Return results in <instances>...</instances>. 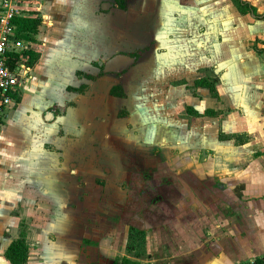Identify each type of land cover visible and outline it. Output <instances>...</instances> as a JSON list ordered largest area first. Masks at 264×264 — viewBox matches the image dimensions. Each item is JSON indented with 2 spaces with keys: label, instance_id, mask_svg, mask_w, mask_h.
Returning a JSON list of instances; mask_svg holds the SVG:
<instances>
[{
  "label": "crops",
  "instance_id": "obj_1",
  "mask_svg": "<svg viewBox=\"0 0 264 264\" xmlns=\"http://www.w3.org/2000/svg\"><path fill=\"white\" fill-rule=\"evenodd\" d=\"M245 1L257 16L239 11L232 0H125L123 7L115 0H33L40 22L32 39L39 51L0 124V214L12 202L21 203L23 213L40 216L43 223L36 231L40 243H28L24 234V264H81L71 249L97 238L90 262L138 264L140 255L144 264L157 263L168 232L175 234L176 252L159 264H244L264 257V57L253 48H264V0ZM142 46L134 62L117 73L111 57ZM199 64L218 74L210 97L238 104L244 112L239 117L252 114L239 133H231L245 137L236 141L233 135L231 144L217 137L200 145L184 138L182 124L175 123L174 130L165 121L158 128L126 127L134 120L127 106L134 88L174 81L187 66ZM81 83V91L67 88ZM112 85H119L123 96L110 93ZM187 105L196 115L219 114L212 105L201 112ZM229 112L222 116V129L230 126L224 121ZM120 135L130 142L119 141ZM153 146L178 153L212 148L220 158L205 167L209 188L195 175L197 161L184 175L193 186L151 187L150 179L135 176L151 175ZM159 156L157 165H169L168 156ZM165 171L164 166L154 175ZM249 172L256 178L248 179ZM151 191L159 197L154 204ZM152 230L159 231L157 256L151 254ZM4 248L0 262L10 264ZM37 248L46 254L33 255Z\"/></svg>",
  "mask_w": 264,
  "mask_h": 264
},
{
  "label": "rangeland",
  "instance_id": "obj_2",
  "mask_svg": "<svg viewBox=\"0 0 264 264\" xmlns=\"http://www.w3.org/2000/svg\"><path fill=\"white\" fill-rule=\"evenodd\" d=\"M251 41L254 42L255 40L252 39ZM216 75L218 74L212 71L211 68L199 64L194 67L187 66V70H185L184 73H181L179 75L180 77L179 79H175L174 81H167V83H165L164 82L165 79L163 78L162 80L163 83L155 81L154 83H152L151 87H147L145 89L134 88L133 95L128 97L129 105H127L129 106L128 109L133 114L134 120L132 122L130 121L129 123H127L126 127L133 128L135 131L137 128H143V127L158 128L159 124H161L162 121H165L167 123L166 126L170 127V129L172 130L175 129V123L182 124V134H184V138L186 140H192L194 142H198L200 145L208 144V143L211 144V141H215L217 137L222 138L221 142H224V144H231L232 139L235 140V138H231L235 134H231V133H239V132H235L236 129L242 126V124L246 122L245 119H247L248 121V119L251 118L252 114L247 112L246 116L239 117V114L243 112V109H241V107L238 106V104L225 103L223 102V100H219L218 102L219 98H216L214 100L213 97L209 96L208 93H211V91L208 90L207 87L205 86L198 87L199 85L197 86L192 83L193 79L195 78H199V77L208 78ZM236 78H238V74L236 75ZM218 82L222 86V82H220L219 80ZM171 83L178 84V86L177 87L169 86L171 85ZM57 96L58 99L59 98L61 99L63 95L61 92H58ZM187 104H190L192 107H196V109H198L197 111L199 112H201V110L204 107L212 105L216 108V110L219 111V114L216 116V118L206 117L203 115H196L197 113L192 109H189L188 108L189 106ZM229 110L231 112H229V116H227V118L224 121H229L230 126L228 128H225L228 130H225L222 129L223 126L221 127L220 122L222 121V116L224 117L225 113H228ZM206 111L207 110L205 109L204 113H207ZM253 112L254 111H252V113ZM239 119H242L243 122L241 123ZM235 136H237V139L241 137L242 138L245 137L238 135ZM207 140L208 142H206ZM119 141L130 142V139L127 140V137L121 136L119 138ZM156 142H158V140H156ZM149 155L152 157L151 161L152 162L154 161V164H152L151 167V175L150 173H143L142 175L141 173H136L135 176L145 177L147 180L150 179V183H152L151 187H153V183L155 184L157 182L161 184L162 183L166 184L167 186H169L168 188H170V186L175 187L177 185L179 187V185L181 184H187L189 181L185 179L184 175H188L189 173H191L189 167H191L190 165L192 161H197L198 163H200V167L196 168V170L198 169V171L197 173H195V175L199 177L200 181L206 180L204 184V188H206V190L209 188V185L207 184L208 180L206 179V176L210 173V171L208 170L207 172L205 170V167L207 165L211 166L212 162L214 161L216 162V160H219L220 158V157L218 158L216 153L210 147L202 148V149L192 148L183 151L182 153H178L176 152V150H173L172 148H168L166 150L160 148V146H153L151 148V152L149 153ZM158 155H161L159 157L162 158L168 156L169 165L166 164L157 165L155 163L154 157H158ZM180 156L184 157L182 159L184 160L187 159L190 160L191 162L190 161L186 163L181 162L183 160L179 159ZM143 157L144 156L142 155L140 156V158ZM144 158H147V156L145 155ZM164 166L166 168V171L163 172L164 174L155 173L154 175L155 170L164 168ZM253 172L247 173L248 179L249 177L256 178V174ZM188 186H193V185L189 182ZM157 192L151 191L150 202L152 204H154L155 200H158L159 198L158 194H155ZM161 197H164V195H161ZM179 199L181 202V200H183V197L180 196ZM11 205L13 206L12 208ZM11 205L7 206V208L4 210V214H0V251L4 248V246L9 241V239L16 236V234H18L19 231H23L24 234L27 235L26 239L28 240V243H30L31 241L35 245L37 243H40L41 237L36 234V231L40 230L43 224L40 222L41 220L40 216L32 215L30 214V212L23 213L22 210L23 205L21 203H18L17 206H14V203L12 202ZM45 218L48 219V217ZM88 218L89 217L85 216L84 222ZM42 220L44 219L42 218ZM90 220H88V222H91ZM154 230H152L151 232L152 240L150 241V244L152 245V249H151L152 255L153 254L156 255V249H157L155 248L157 246L156 237L158 236L159 233V231L155 232ZM84 233H86V231ZM42 236L45 237L44 235ZM167 236H168V238L166 237L167 238L166 241H168L167 244H163L164 246H162V249H160L161 250L160 256H162L163 258L156 259L157 263L148 262L147 264H159V262L166 261L170 257L174 259L176 249H174V247L173 249H171L172 248L171 244L172 241L174 242V239H176V237L175 234L171 232L170 233L168 232ZM98 242H99V238H97V240H93L92 243H87V241H82L83 247L77 249L72 248L71 253H73L74 256L75 255L77 257L79 256L81 264H96L94 260L92 262H90V260L91 258L92 259L94 258L93 254L96 251L95 246L98 244ZM162 243L160 244V246L162 245ZM116 244L117 245L115 248L116 251L114 256L119 257L122 255V248L120 247L121 240L119 239V242H116ZM92 248L94 249V252H91ZM87 249L89 250V252H91L90 257L87 254L88 253ZM177 250L183 251L184 248L180 247V249ZM45 251H47V249L37 248L32 250L31 253L33 255L39 256L41 255V252L43 255H45L46 254ZM85 253L87 255L84 257ZM139 259L141 263L138 262V264L146 263L145 260L146 257L144 259L143 256L139 255ZM87 260H89L88 261L89 263L87 262ZM104 261L105 264H110V261L107 260V258ZM125 261L126 260H124V262ZM98 263L104 264L102 263V261L101 262L99 261ZM0 264H6V263L0 262Z\"/></svg>",
  "mask_w": 264,
  "mask_h": 264
},
{
  "label": "built area",
  "instance_id": "obj_3",
  "mask_svg": "<svg viewBox=\"0 0 264 264\" xmlns=\"http://www.w3.org/2000/svg\"><path fill=\"white\" fill-rule=\"evenodd\" d=\"M32 2L0 0V124L16 103L22 85L30 76V54L39 51L40 46L32 39V34L24 37V31L12 20L15 16H38L32 13V10H36ZM248 261L255 264L253 258Z\"/></svg>",
  "mask_w": 264,
  "mask_h": 264
},
{
  "label": "trees",
  "instance_id": "obj_4",
  "mask_svg": "<svg viewBox=\"0 0 264 264\" xmlns=\"http://www.w3.org/2000/svg\"><path fill=\"white\" fill-rule=\"evenodd\" d=\"M116 4L119 7H123L125 5V0H115ZM234 4L236 5L237 9L241 12H251L254 15L257 16V14L254 12V8L245 0H232ZM12 20L17 24L18 28L20 30H23V36L29 37L31 34L36 32L37 25L40 22L39 16H15L12 18ZM146 48V46L138 47L132 51H126V52H119L115 55L117 56H123L127 59L124 60L120 65H118L117 73H121L124 71L128 66H130L134 60L140 55V53ZM253 48L257 52H261L264 57V48L262 47H256L255 44L253 45ZM37 54H30V57L28 59V62L32 64L34 60H36ZM102 73V69L100 67L98 74ZM76 74H82L83 76H86L88 78H93V75H90L88 73H82L79 71H76ZM217 77H199L194 80L195 85L199 86H205L208 88V90L211 91L212 94H214V86L213 83L216 81ZM85 87V84L81 83L77 87H71L67 86L68 89L81 91ZM109 92L112 94L123 96V92L119 85H112L109 89ZM125 111L122 109L120 110V114L124 113ZM209 113V111H206ZM236 141H240V139H236ZM135 234H138L142 236L141 231L134 230ZM4 257L8 260L10 264H24L27 258V245L24 238V232L19 231L18 236L12 238L9 240L7 245L5 246L3 250ZM253 261L255 264H264V257L258 256L253 257ZM110 264H117L115 261H111ZM119 264H133L130 262H121ZM246 264H249V261L246 262Z\"/></svg>",
  "mask_w": 264,
  "mask_h": 264
},
{
  "label": "water",
  "instance_id": "obj_5",
  "mask_svg": "<svg viewBox=\"0 0 264 264\" xmlns=\"http://www.w3.org/2000/svg\"><path fill=\"white\" fill-rule=\"evenodd\" d=\"M120 58H123V57H120ZM125 60V59H124ZM124 60H120L119 59V56H117V55H115V56H113V57H111V59H110V61H116V62H114L117 66L118 65H120L122 62H124ZM51 114V111L49 110L48 112H47V114H46V118H48V116Z\"/></svg>",
  "mask_w": 264,
  "mask_h": 264
}]
</instances>
